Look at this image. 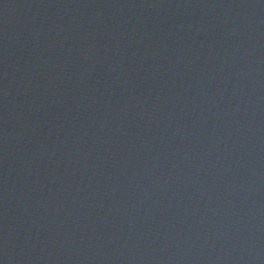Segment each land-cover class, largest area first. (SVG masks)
Listing matches in <instances>:
<instances>
[{"label":"water","instance_id":"95a60500","mask_svg":"<svg viewBox=\"0 0 264 264\" xmlns=\"http://www.w3.org/2000/svg\"><path fill=\"white\" fill-rule=\"evenodd\" d=\"M10 264H264V0H0Z\"/></svg>","mask_w":264,"mask_h":264}]
</instances>
